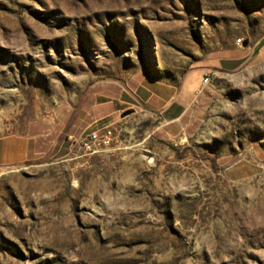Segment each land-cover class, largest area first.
Wrapping results in <instances>:
<instances>
[{"label":"rangeland","instance_id":"obj_1","mask_svg":"<svg viewBox=\"0 0 264 264\" xmlns=\"http://www.w3.org/2000/svg\"><path fill=\"white\" fill-rule=\"evenodd\" d=\"M263 44L264 0H0V137L45 142L0 166V264H264Z\"/></svg>","mask_w":264,"mask_h":264},{"label":"crops","instance_id":"obj_2","mask_svg":"<svg viewBox=\"0 0 264 264\" xmlns=\"http://www.w3.org/2000/svg\"><path fill=\"white\" fill-rule=\"evenodd\" d=\"M261 52L264 53V44ZM168 87L170 91V86ZM184 93V91L177 90L173 93H168L165 89L148 88L145 93V103L149 111L160 112L164 115L163 119L165 124H178L181 126L187 109V104L184 101ZM105 105L107 107L110 106V104H103L101 107H105ZM117 111L118 109L113 107L108 115H113ZM44 145V139L40 137L23 134L1 136L0 166H12L31 160L45 152Z\"/></svg>","mask_w":264,"mask_h":264},{"label":"built area","instance_id":"obj_3","mask_svg":"<svg viewBox=\"0 0 264 264\" xmlns=\"http://www.w3.org/2000/svg\"><path fill=\"white\" fill-rule=\"evenodd\" d=\"M210 80L207 76L204 80V83H207ZM114 139V132L109 127L98 128L91 131L84 139L83 143L88 149H93L96 147L109 146Z\"/></svg>","mask_w":264,"mask_h":264}]
</instances>
